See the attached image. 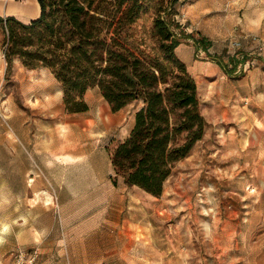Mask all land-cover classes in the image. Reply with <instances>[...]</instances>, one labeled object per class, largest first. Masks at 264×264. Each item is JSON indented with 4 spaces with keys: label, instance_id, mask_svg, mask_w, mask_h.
<instances>
[{
    "label": "rangeland",
    "instance_id": "rangeland-1",
    "mask_svg": "<svg viewBox=\"0 0 264 264\" xmlns=\"http://www.w3.org/2000/svg\"><path fill=\"white\" fill-rule=\"evenodd\" d=\"M94 2L110 17L118 18V11L136 13L134 23L123 29L127 33L124 43L143 55H160L156 20L168 25L179 44L185 43L187 12L176 11L178 0ZM221 16L211 14L207 19L218 23ZM239 35L240 31L233 28L231 42L240 46L229 55L238 62L225 64L228 61L222 60L228 73L214 79L222 83V92L229 90V96L217 98L210 83L213 79L207 81L204 93L197 90L200 113L206 122L204 135L189 159L172 170L159 199L118 185L124 206L122 217L128 222L124 230L130 236L124 238L118 235V229L114 231L115 251L120 247L127 250L115 252L113 264H264V49L242 50ZM214 37V43H222L219 35ZM8 48V35L0 27V264H13L18 248L8 247L10 224L26 214L29 180L21 172L26 165L24 140L37 129L40 134L43 127L59 124L63 128L69 122L64 112L49 118L33 106L26 87L35 78L17 58L7 64ZM198 57L211 61L200 53ZM253 60L254 67L245 69ZM242 61L240 68L237 63ZM252 69L259 70L258 74L245 80L243 76ZM98 91L96 87L88 89L85 99L90 111L81 117L83 124L87 120L95 123L87 133L97 134L98 147L108 152L121 142L127 112L119 122L105 128L103 122L114 114ZM105 240L109 244V238Z\"/></svg>",
    "mask_w": 264,
    "mask_h": 264
},
{
    "label": "crops",
    "instance_id": "crops-1",
    "mask_svg": "<svg viewBox=\"0 0 264 264\" xmlns=\"http://www.w3.org/2000/svg\"><path fill=\"white\" fill-rule=\"evenodd\" d=\"M185 10L188 32L185 43L179 44L175 53L185 64L198 91L204 93L209 79L214 80L228 73L222 60L228 61L225 64L236 65L238 62L229 57L240 46L239 43L231 42L233 28L240 31L242 50L263 52L264 44L260 41L264 42V0H178L176 11ZM211 14L222 15L221 20L218 19V23L209 22L207 17ZM39 16L37 0H0L2 19L13 18L26 25ZM217 35L223 39L222 43L213 42ZM199 53L211 61L200 60ZM212 59L219 62L215 63ZM237 64L242 68L244 61ZM254 64L255 60L248 62L245 69L250 65L254 67ZM27 71L35 78L26 87L27 93L32 95L33 106L43 114H48L49 118L58 117L64 112L69 122L66 120L63 128H59V124L43 127L40 134L37 129L35 134L27 135L24 140L26 165L21 172L29 180L26 185V214L11 222L8 247H36V264H113L115 252L127 250L126 247H120L115 251L114 231L118 229V235L124 238L130 236L124 230L128 222L122 217L124 206L118 185L137 188L127 187L119 180L116 185L113 184L108 152L98 147L97 134L87 133L96 126L92 120L83 124L81 117L90 111L85 99L88 90L83 96L88 110L70 114L65 111L60 84L51 72L47 69ZM258 71L252 69L243 77L245 80L253 78ZM210 83L218 99L228 98L229 90L222 92V83L217 80ZM50 84L53 89H50ZM34 90L38 92L35 91L33 95ZM231 96L232 93L229 98ZM141 107V102H133L115 112L110 107L114 118L111 117L107 122L100 121L105 128H109L119 122L126 111L127 123L120 138L123 141L132 130L135 112ZM83 142L90 143L82 145ZM187 159L189 157L178 164ZM108 238L109 244L105 240Z\"/></svg>",
    "mask_w": 264,
    "mask_h": 264
},
{
    "label": "trees",
    "instance_id": "trees-1",
    "mask_svg": "<svg viewBox=\"0 0 264 264\" xmlns=\"http://www.w3.org/2000/svg\"><path fill=\"white\" fill-rule=\"evenodd\" d=\"M37 2L40 16L29 24L0 18L8 35L7 64L17 58L25 69L49 70L70 114L88 110L83 96L95 87L114 112L141 102L129 135L108 150L112 182L121 179L159 198L172 170L189 157L206 127L196 84L175 53L177 39L156 20L160 55L146 56L124 43V27L137 18L131 10L118 11L115 18L94 0Z\"/></svg>",
    "mask_w": 264,
    "mask_h": 264
},
{
    "label": "built area",
    "instance_id": "built-area-1",
    "mask_svg": "<svg viewBox=\"0 0 264 264\" xmlns=\"http://www.w3.org/2000/svg\"><path fill=\"white\" fill-rule=\"evenodd\" d=\"M38 259V249L18 248L13 255V264H36Z\"/></svg>",
    "mask_w": 264,
    "mask_h": 264
}]
</instances>
